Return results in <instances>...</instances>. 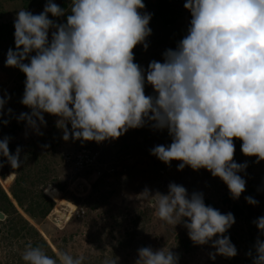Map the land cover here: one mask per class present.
<instances>
[{
	"label": "clouds",
	"instance_id": "9594fccd",
	"mask_svg": "<svg viewBox=\"0 0 264 264\" xmlns=\"http://www.w3.org/2000/svg\"><path fill=\"white\" fill-rule=\"evenodd\" d=\"M145 7L144 0H72L64 23L49 18L66 15L54 0H47L39 14L19 10L15 50L9 48L5 63L26 75L21 103L30 112L17 119L42 136L45 113L53 115L66 142L118 139L119 145L130 129L167 130L172 142L155 146L151 155L169 167L181 161L179 171L208 170L239 200L246 190L239 173H246L248 164L234 160V140H242L244 155L264 161V0H186L191 13L187 34L163 53V62L153 60L147 69L134 62V49L143 45L147 50L146 38L152 34V14L140 11ZM146 83L153 95L145 94ZM10 99L0 97V118ZM10 140H0V168L6 162L20 169L22 149L12 154ZM104 151L100 166L109 169ZM168 188L167 194L145 188L139 197L154 206L164 224H182L194 245L214 248L211 260L238 254L225 235L236 223L233 213L206 205L202 192L189 195L174 182ZM245 199L259 203L252 196ZM253 223L259 236L255 255L252 250L247 255L253 264H264V216ZM21 258L24 264H83L85 259L68 251L52 257L31 243ZM135 264H179V255L167 246L141 247Z\"/></svg>",
	"mask_w": 264,
	"mask_h": 264
},
{
	"label": "rangeland",
	"instance_id": "374dc122",
	"mask_svg": "<svg viewBox=\"0 0 264 264\" xmlns=\"http://www.w3.org/2000/svg\"><path fill=\"white\" fill-rule=\"evenodd\" d=\"M170 1L178 11H182L184 14L187 13L186 15L191 14L184 7L186 0ZM22 9L23 3L20 0H0V25L7 24L10 29L15 32L14 19L17 12ZM37 12H39V10ZM49 18L54 19L51 18V15H49ZM190 20L191 19H187L186 22L181 21L185 35L187 34ZM51 31L52 30H50L49 32L50 39ZM183 37L180 36V40ZM1 43L0 97H4L5 99H7L10 96L11 99L8 100V103L5 105L4 116L0 118V121L3 122V120H8L9 126H11L12 124V119L19 123V126L16 129L17 131H15L16 133L13 136V140H11L9 143L11 153L15 154L16 148L18 146L21 147L23 141L27 140L26 138L19 136L20 134H17L19 131H22V134L27 131L29 137L37 134H35V132H33L32 130L27 129L26 122H21L17 119V117L21 113L30 112V109L21 103L24 94V88H22V85L25 86L26 75L24 74L22 79L20 77V75L23 74L22 71L15 67L5 66L9 48L15 50V43H13V39L9 38L2 41ZM141 63L145 66H143L142 64L139 65H142V68L147 69L150 62L143 61ZM19 86L21 87V89L18 91ZM14 91L16 92L14 93ZM9 108L12 109L11 114H9L7 111ZM2 130H6V128H2ZM134 131L135 130H131L133 134L128 131L126 134L120 137L121 143L122 141H126L127 143H129V145L127 146V151H125L126 149L120 150V148H118L117 151H106V153H104V166H107L111 160H114L113 164H116L117 166H121L120 164H122L123 169L119 170V175H115L112 177V179H109V181L107 180L106 183L101 184L99 193L95 197L98 198L102 193H106V195L109 197V200L100 202L101 205H99L100 207L98 208V210H95L93 213H91V216L85 219V221L75 220L77 215L73 212L75 211V204L77 203L68 200L63 193H61L60 200L58 201L53 200L49 195L54 194L59 190L56 186V183L58 181H61L60 179H62V184L65 185L66 191L68 193H71V190H76L80 193L85 194L89 193V191H91L90 186L94 183V180H96L93 179L95 178L94 175H90L84 179H76V177L79 176L78 174L80 172L76 171L69 163H67L68 165L66 167H61V162L51 164L52 168L49 167V170H45L43 172L45 174L44 175L40 173L38 169L32 168L36 166L34 164L35 158L29 157L27 155L28 153L24 154L23 152H21V155L24 154L21 160L24 163L20 169L14 170L9 164L5 162L4 166L0 168V171H6V175L4 176V178H0V187L4 188L8 192V194H10L12 190H16L15 186L17 185L18 192L29 202L40 201L42 200L41 194H45L50 200L54 201L55 204L54 208L50 211L46 218H39L40 221H37L32 219L29 215H26L24 213V209H22L17 203H14L17 211H13L12 209L10 213L6 215L5 219L2 220L5 223H0V264H7L8 261L9 264H24L21 258L22 252L25 248V245L31 243L34 239L26 238L29 237L26 234V232H29V230L25 227L24 222L21 218L22 216L24 217L23 219L28 221L29 225L34 226L37 231H39V234L36 235L35 239H38L40 236L46 242L50 243L51 249L56 254L61 251H68L74 257H78L81 255L84 256L85 259L83 261V264H88L90 262L92 263L96 256L102 257V252L100 249H98V246H100V242L103 241L104 245H106L107 247V250L104 252L102 257L104 259V264H111V262L113 261L117 262V264H120L122 262V259L124 262L125 257L123 258V256L125 253V247L121 246L119 243L123 240L122 235L125 234L124 230L126 229V227L129 226L130 228H133V226L135 225L134 220L140 217L142 213L141 211L147 212V222H149V227L151 226V224L152 226L156 224L154 233H156L157 236H160L166 232L165 229L162 228L163 226L160 225V221L155 215L154 206L144 201L142 196L139 197V195L145 190V188L151 190L153 194H155L157 191L163 194H167L169 191L168 185L174 182L178 185L184 186L187 189L189 195H191V193L194 191L202 192L204 194L205 201L210 200L214 203L219 204L218 210L222 214L231 212V206H228L227 203H223V199L225 195H227L229 189L227 185L218 177L211 176L214 182L208 181V183L206 180L207 178L204 179L203 177H200V174L199 179L197 180L198 173L195 171L194 174H189L188 177H186L185 174H181V176L177 177L174 176L177 173V169L175 167L171 168L168 165L166 167H168L167 170L169 172L167 171L166 174H162L163 171L161 170V168L162 163L164 162L161 163V168H159L158 171L149 173V171L145 168L147 167V163L149 162L146 158L151 159V157H154L153 155H151L150 150H147L149 153L145 155L142 154V152H132V154H130V151H138L139 149L140 151H144L145 147L148 148L146 146V137H149L155 131L150 129L149 127H146V133H136ZM158 134L159 136L155 140L157 142V145H168L172 142L167 130L159 131ZM4 137V134L2 135L0 133V140H2ZM139 145L140 147L139 149H137L136 146ZM11 147H13L14 149H11ZM41 152L44 153L45 151ZM41 152L39 153L41 154ZM128 155L131 157H129ZM114 156L116 157V160L113 158ZM139 158L142 161V164L140 163L139 170L141 168H143L142 172H144V169L146 170L144 173L140 171L137 172L141 174H134V178L128 181V175L131 169L127 170L124 168L125 166L127 168L129 166L130 168H132V164ZM3 159V157H0V160ZM256 160L257 157L255 156H248V158H246L244 157V155H241V160H235L237 163L247 162L248 164L246 173H239V175H241L242 178L246 180V190L250 185H257L259 187L262 186V181L264 180V161L256 163ZM177 162L179 164L181 163V161ZM17 170H20L21 175H18ZM170 171H173V173ZM11 172H14L15 175ZM147 173H149V175H146L144 178L143 175ZM7 175L8 181L4 180ZM201 178H203L204 180L202 181ZM11 179L14 180L9 184ZM176 179H181V181H178ZM186 179H193V181L197 182L191 188L190 186H187L188 181H186ZM137 184H139L140 187L138 190L135 189V185ZM49 186H53L58 190L52 189V191H50L48 195L46 191ZM245 192L241 194L239 200H241L242 197L245 196ZM262 192L264 193V191ZM65 199L67 200V203H65ZM256 200L259 202L258 205H251V208L254 211L260 212L264 209V194L261 198H257ZM29 202H26L27 206L31 204ZM7 206L8 205H6V207ZM66 206L70 207L72 212L71 215H69L70 211L66 210ZM241 224L244 225V221H241ZM11 227H18L20 229L24 228L25 232H21L19 235L11 234L9 236L8 231ZM165 227L170 228L174 235L179 232L186 233L187 231V229H185L182 224L176 226V228L178 229L176 231L173 229L175 228L174 226L165 225ZM157 242L158 243H155V246L152 247L154 250L164 247L163 240ZM172 245L168 244L167 247L169 249H172V251H174L175 253L178 252L179 248H175L176 244ZM130 251L131 254H129L130 256H128L129 264H135V260L138 259V250ZM207 251L209 254V251L214 252L215 249L212 247L208 248V246L196 247L192 250L191 253L185 254L186 257L184 258L188 262L184 260V262L182 261L181 264H211L210 258H208L209 255L207 254Z\"/></svg>",
	"mask_w": 264,
	"mask_h": 264
},
{
	"label": "trees",
	"instance_id": "16d2710c",
	"mask_svg": "<svg viewBox=\"0 0 264 264\" xmlns=\"http://www.w3.org/2000/svg\"><path fill=\"white\" fill-rule=\"evenodd\" d=\"M23 3V9L22 10H28L32 12L33 14H39L44 10L45 4L47 3V0H20ZM56 4H58L61 8L65 9L66 15L64 17L54 18L57 23H64L67 20V15L70 14L71 6H72V0H54ZM144 3L146 7L141 11V13L147 12L152 14V19L150 20L149 27L152 29V34L146 38V42L148 43L149 47L146 51H144L143 45H138L134 49V56L135 60L134 62L137 64H141L143 61L151 62L153 60H156L158 62H163V53L171 48L175 49L177 46L178 41L180 40V36H185L184 28L182 27L181 21L186 22L187 19H191V14L186 15L187 13H183L182 11H178L170 0H144ZM4 7V6H3ZM4 9V8H2ZM33 9V10H32ZM36 10V12H35ZM39 10V12H37ZM51 15V14H49ZM14 31L10 29V27L6 24L0 25V46L1 42L4 40H7L9 38L13 39V43H15V38L13 35ZM15 49V48H14ZM144 51V52H143ZM34 55V54H33ZM3 59V54H2ZM147 59V60H146ZM144 65V64H142ZM141 65V66H142ZM145 66V65H144ZM145 69V68H144ZM23 74L20 75V77L23 79ZM22 88L25 89V86L22 85ZM21 89V87H18V91ZM16 91H14L15 93ZM145 94L146 95H153L154 90L151 85L148 86L146 83L145 86ZM45 120L47 121L46 127H41V131L44 133L42 136L40 135H33L32 137H29L28 135L24 136L26 132L23 134L22 131H19L17 134H20L19 136H22L23 138H26L27 140H24L21 149L24 154H27L29 157H34L36 165L35 167L40 171V173L44 174L43 172L46 170H49V167H51V164L53 163H59L61 162V167H66L68 164L64 161V154L65 153H74L76 154L78 151H80L82 148H91L95 149V146L90 142H83V141H77L70 139L69 141H64L62 139L63 133L62 130L56 127V120L57 117L45 113ZM11 126H9V123L5 125L3 122L0 121V133L6 137H11V140H13V136L15 135V131H17V127L19 126V123L12 119ZM71 126L69 125V128ZM2 128H6V130H2ZM21 128V127H20ZM150 128V127H149ZM137 129H130L135 130L134 132H145L146 133V127L144 128H138ZM151 129V128H150ZM152 132V131H151ZM159 131H155L153 134H151L149 137H146V146L144 151H140L139 146H136L138 151H130V154L132 152H142V154L149 153L148 151L154 148L157 145V142L155 141L159 134ZM132 133V132H131ZM133 134V133H132ZM158 134V135H157ZM131 137V136H130ZM10 140V141H11ZM145 140V139H144ZM136 143V142H135ZM242 140L235 139V155L234 160H241V155H244L241 151L242 146ZM139 144V143H138ZM149 144V145H148ZM129 143L126 141H122L118 145V148L120 150L126 149L128 150L127 146ZM135 148V147H134ZM11 149H14L11 147ZM144 149V148H143ZM142 149V150H143ZM148 150V151H147ZM41 151H45L42 153ZM41 152V154L39 153ZM21 155V158H23V155ZM129 154V155H130ZM128 155V156H129ZM131 157V156H129ZM244 157L248 158V156L244 155ZM116 160V157H113ZM149 162L147 163V167H145L149 173L158 171L159 168H161V163L157 157H151L146 158ZM42 161V162H41ZM114 160H111L108 164V166H112L115 168V175L120 174V169L117 165L113 164ZM140 163L142 164L141 159H137L136 162L132 164V168L128 177L130 181L134 178V174H141L137 172H142L143 168L139 170ZM65 164V165H64ZM179 163L176 160H173L171 162V168L175 167L177 169V173L174 176H181V174H185L186 177H188L189 174H194L195 172L198 173L197 180L200 177H203L204 179L207 178L208 181H213V178H211V173L206 169H200L199 171L193 170L191 167H185L183 171L178 170ZM100 166V165H99ZM165 165V163H162V168L164 170V173L168 171ZM101 167V166H100ZM52 168V167H51ZM98 167H89L88 169L80 172L76 177V179L79 178H87L90 175H94L96 172V169ZM144 169V172L145 170ZM170 169V168H169ZM108 169H105V174L101 177H95L93 179L94 183L90 186L89 193H80L78 191L71 190V193H68L66 191V187L64 184H62L61 181H58L55 187H49L46 191V193H50L52 189L58 190L56 193L49 195L53 200L58 201L60 200L61 193L65 195V197L72 201L77 203L81 210L82 215L76 216L75 220L78 221H85L88 217L91 216V213H93L95 210H98L100 207V202H104L106 200H109V197L106 195V193H102L100 197L96 198L95 196L99 193V190L101 188V184H104L109 181L111 176L107 172ZM192 170V171H191ZM195 171V172H194ZM142 172V173H144ZM169 172V171H168ZM173 173V171H170ZM18 175H21L20 170H17ZM149 173L143 175L144 178L146 175H149ZM6 175V171L2 170L0 171V178L3 179ZM45 175V174H44ZM84 175V176H83ZM201 178L203 181L204 179ZM8 181V175L4 179ZM14 179H11L9 184L13 182ZM178 181H181V179H176ZM188 181L187 186H190L192 188L193 185L196 184L197 181H193V179H186ZM214 182V181H213ZM204 183V182H203ZM16 190H12L10 194L4 189L0 187V210L5 213V215H8L10 211L13 209V211H17L14 205V201L22 208L24 209V213L26 215H29L32 219L40 221L39 218H46L47 215L50 213V211L54 208L55 202L50 200L45 194H41L42 200L40 201H28L25 197H22L21 194L17 190V185L15 186ZM139 184L135 185V189H139ZM264 180L262 181V186L259 187L257 185L249 186V188L245 192V196L242 197L239 201H234V199L231 198L230 192L228 191L227 195H225L223 199V203H227L228 206H231V213L234 214L236 223L232 226L231 229L225 234L230 236L231 242L236 246L238 254L235 257L227 258L224 256H217L215 261L210 259L211 264H253V260L251 257L247 255V252L249 250L253 251V254L255 255L254 251V245L256 242L257 237L259 236V230L256 227V225L253 223L254 220H256L258 217L264 216V209L262 211H254L251 208V204H249L245 197L252 196L254 199L261 198L263 196L264 189ZM55 192V191H54ZM66 192V193H65ZM113 193V192H112ZM111 196V195H109ZM2 197V198H1ZM66 200V199H65ZM26 202L31 203L29 206L26 205ZM8 205L6 207V205ZM67 203V200L66 202ZM206 205L212 206L216 209L219 208L218 203H214L210 200L205 201ZM141 215L138 219H135V225L133 228H130L129 226L126 227L125 234L122 235L123 240L119 243L121 246L125 247V253H124V262L123 259L120 264H129L128 256L131 254L130 250H138L141 247H153L155 246V243L157 244V241H162L164 243V247L168 246V244H176L175 248H179V251L176 252L179 255V264L184 262L186 260L184 257L185 254L191 253L192 250L196 247H199V245H194L191 239L189 238L187 231L185 232H179L174 235L172 230L170 228L165 227L166 224H164L162 221H160V225H162L163 229H165V233L157 236L156 233H154V229L156 228V224L149 227L147 220H148V214L145 211H141ZM25 227L29 230V232H26V234L29 237H26L28 239L32 238L34 239L31 244L33 246H41L44 251L47 253V255L55 257L56 253L51 249L50 243L46 242L44 239H42L40 236L38 239L36 238V235L39 234V231L32 226L29 225L28 221L23 219L24 217H21ZM241 221H244V225L241 224ZM12 222V221H11ZM0 223L4 224L5 222L0 220ZM23 224V223H21ZM169 226V225H167ZM175 231L178 230L176 227L173 228ZM21 232H25L24 228L20 229L18 227H11L8 231L9 236L12 235H19ZM31 235V236H30ZM264 237H261L263 239ZM208 246V248H211L210 245H204ZM173 247V245H172ZM98 249L102 252V257L104 252L107 250L106 245H104V242H100V246H98ZM174 252V251H173ZM211 252V251H209ZM208 254V251H207ZM102 257L96 256L93 262L88 264H104V259ZM209 258V257H208ZM108 259V258H105ZM24 262V261H23ZM186 262H188L186 260ZM9 264V261L7 262Z\"/></svg>",
	"mask_w": 264,
	"mask_h": 264
},
{
	"label": "built area",
	"instance_id": "2783aa9c",
	"mask_svg": "<svg viewBox=\"0 0 264 264\" xmlns=\"http://www.w3.org/2000/svg\"><path fill=\"white\" fill-rule=\"evenodd\" d=\"M95 149L91 148H82L76 154L74 153H65L64 160L71 164L76 171L82 172L89 167H98L96 172L94 173L95 177H101L105 174V169L100 167V161L102 158V152L104 150L116 151L118 147V139L116 140H108L102 143H97L95 141H90ZM109 175H113L115 173V168L110 167L107 170ZM67 211H70L69 215H71L70 207L66 208ZM77 216L82 215V210L79 205H75V211L73 212Z\"/></svg>",
	"mask_w": 264,
	"mask_h": 264
},
{
	"label": "water",
	"instance_id": "95a60500",
	"mask_svg": "<svg viewBox=\"0 0 264 264\" xmlns=\"http://www.w3.org/2000/svg\"><path fill=\"white\" fill-rule=\"evenodd\" d=\"M49 187H52V186H49ZM5 217H6L5 213L0 211V219L3 220V219H5Z\"/></svg>",
	"mask_w": 264,
	"mask_h": 264
},
{
	"label": "crops",
	"instance_id": "0c3cea01",
	"mask_svg": "<svg viewBox=\"0 0 264 264\" xmlns=\"http://www.w3.org/2000/svg\"><path fill=\"white\" fill-rule=\"evenodd\" d=\"M104 153H106L105 151H104ZM12 173V172H11ZM15 175V174H14Z\"/></svg>",
	"mask_w": 264,
	"mask_h": 264
}]
</instances>
